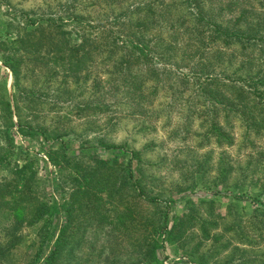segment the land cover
Returning <instances> with one entry per match:
<instances>
[{
  "label": "rangeland",
  "instance_id": "1",
  "mask_svg": "<svg viewBox=\"0 0 264 264\" xmlns=\"http://www.w3.org/2000/svg\"><path fill=\"white\" fill-rule=\"evenodd\" d=\"M162 1L171 6L174 14L192 16L186 11L189 5L186 8L184 0ZM200 1L202 10L219 14L217 20L222 24L238 13V5L230 0ZM241 3L249 12L256 13L254 17L264 15V0ZM74 4V0H0V187L3 181L15 176L17 166L32 162L35 177L30 181L31 195L38 203L42 200L55 207L49 215L33 223L21 221L19 225L3 221L0 210V264H40L51 253L55 255L50 264H136L153 240L162 244L156 250L160 264H195L183 256L177 243L167 242L163 226H169L173 216L185 212L190 200L202 198L213 201L218 220L215 232L222 234V243L229 241L232 245L208 263L223 264L224 254L234 257L232 248L239 246L233 239L235 229L249 235L252 228L247 218L255 207H264V116L258 114L256 102H250L241 106L249 115L247 121H241L237 117L241 111L229 109L232 101L226 99L224 105L230 115L225 117L223 110H214L217 103L202 104L204 97L198 90V84L216 72L234 78V68L227 58L235 46L227 48L214 42L224 50L221 62L227 67L222 71L221 65L216 67L211 62L204 69L202 65L197 71L191 69L194 57L211 59L214 44L202 48L203 54H194L192 49L184 52L182 41H178L177 48L165 52V59L148 51L147 56L143 55L133 65V68L135 64L144 66L135 79L144 85L156 80L158 91L147 89L141 99L132 86L119 81V73H112L115 80L110 78L112 67L103 59L100 48L87 67L70 72L49 59L51 54L39 59L32 52L26 53L20 43L13 42L18 34L30 31L31 26L25 23L29 19H36L34 27L44 25L41 28L48 31L53 23L44 20L45 10L56 18L70 7L76 9ZM119 5L89 6L83 21L64 19V28L72 31L76 43L83 39L78 31L89 32L88 45L91 37L99 36L98 32L104 28L119 30L120 21L112 17L98 22L104 18L100 10L105 8L113 16V12L120 11ZM87 10L81 12L87 14ZM39 34L23 36L33 41ZM99 37L96 40L100 42ZM8 50L15 53L14 57L21 54L23 58L18 83L4 63ZM72 71L79 81L89 72L86 89H74ZM206 71L213 73L205 75ZM51 73L56 75L50 78ZM63 74L68 77L62 84ZM91 79L100 84L96 96L92 95ZM115 82L119 88L110 87ZM215 87L211 86L212 91L220 89L224 96L233 98L231 90L224 92ZM97 97L110 106L106 110L90 107L77 111L83 101ZM9 110L13 125L6 127L3 119ZM20 120L21 128L17 127ZM216 126L222 127L226 135L218 138L215 133L206 139L207 132L211 133ZM54 130L58 134L62 130L67 132L56 139ZM114 146L125 151L115 154L111 151ZM62 151L69 159L63 158ZM50 154L58 164L51 161ZM77 164L92 175V187L66 220L63 207L71 193V174ZM225 164L231 168L226 181L214 184L218 168ZM191 183L192 188L188 187ZM153 197L157 200L149 199ZM237 220L240 226L234 225ZM209 247L205 243L200 249L207 252ZM262 253L264 241L251 247L246 255Z\"/></svg>",
  "mask_w": 264,
  "mask_h": 264
},
{
  "label": "trees",
  "instance_id": "2",
  "mask_svg": "<svg viewBox=\"0 0 264 264\" xmlns=\"http://www.w3.org/2000/svg\"><path fill=\"white\" fill-rule=\"evenodd\" d=\"M74 1L76 2V4H74V7H77L76 9L70 7V9L61 14H57L58 16L55 15L56 18H51V14L49 13L52 12L45 10L47 16L44 20L53 23L51 30L45 31L41 28L44 25L34 27L33 24L36 19L31 18L25 22L26 26H31L30 31L25 30L22 34H18L13 42L20 43L22 49L26 53L32 52L35 54L36 58L39 59H43L47 57L46 55L51 54L52 56H50L49 59H52L60 66L68 68L70 72L71 70L77 72L87 67L91 57H95L94 55L98 53L95 51L100 48L102 50L101 52H104L103 59H106L111 64L112 71L109 72L110 78L115 80L112 73H115V75L119 73V81L123 84L126 83L132 86L133 92L135 91L134 93L141 99H143V93L147 89H149V91L151 90V92L158 91V88H156L158 82L156 80H153V83L144 85V83L137 82L135 79L138 73L144 71L142 68L144 66H142V64H135L136 67L133 68V65L137 60H141L143 55L147 56L146 53L148 51L159 53V55L165 59L167 56L165 52L177 48L179 44L178 41H182L184 52H189L192 49L194 54H203L201 52L202 48L212 47L214 42H219L227 48L235 46L232 52L228 54L229 58H227L229 59L227 61L231 65L230 67L233 66L234 68L232 72L234 78L224 74V72H216V75L210 77L208 74L213 72H204L205 75L207 74L208 76L198 84V90L202 92L204 97L202 104L207 101L217 103L218 106L213 107L214 110H223V115L228 117L230 112L226 110L224 101L229 99L232 101L228 106L229 109L234 110V112L240 110L241 112L237 117H239L241 121H247L249 115L241 106L244 107L250 102H256L259 109L258 114L264 116V15L254 17L256 13L253 11L249 12L247 8L244 7L245 4L241 3L244 0H230L235 2L236 6L238 5V13L227 21V24L218 22L217 18L219 14L213 15L208 11L202 10V2L200 0H197V2H193V0H184L183 4L185 7L187 8V3L189 5L186 11L189 10L190 13H192L190 18H184L182 13L174 14L170 11L171 6L164 3L162 0ZM116 4H120L118 6L120 11L113 12V16H110L111 12L108 14L104 8V10H100L99 12L104 18L99 19L98 22L105 21L109 17H112L120 21L119 24L121 27L119 30H111V32L105 31L104 28L102 31L98 32L100 37L97 35L91 37L92 41L88 45L87 39H89L91 35L89 32L85 33L83 31L81 32V30L78 31L80 37L83 39L82 42L76 43V39L72 37V31L64 28V19L78 20L79 22L83 21L89 13L87 10L89 6L97 5L103 7V5ZM81 10H87V14L82 13ZM63 16L66 18H63ZM101 26L105 25L103 24ZM38 30H40V32H37ZM34 33L40 34L39 37L33 41L23 36ZM98 37L100 40L102 39L100 42L96 40ZM154 38H160L161 41H154ZM164 43L167 44L163 46ZM212 48L213 50L209 56L211 59L206 57L207 59L204 61L202 55L194 57L196 60L191 62V69L193 68L197 71L198 66L201 65L204 69V65L209 62L216 67H220L219 65H221L222 68H219L221 71L226 69L227 66L221 62V56L224 53L223 48L215 46V44ZM236 50L238 52H235V54L234 51ZM14 54V52L12 53L8 50L4 63L11 69L18 83V68L20 63L23 62V58L21 54H19L18 57H14ZM46 60H48V58H46ZM55 75L56 73H51L50 78H53ZM88 75L89 72L85 74L84 80L79 81V76H76V73H74L72 80L75 82V90L87 88L86 82L88 81L87 78H89ZM217 75L230 77V80ZM67 77V74L62 75V84L65 83ZM238 81L245 84L239 86L237 84ZM182 83L185 84L186 82ZM211 86H216V89L220 87L224 92L225 90H231L233 98L224 96L220 89L215 90V92L212 91ZM110 87L119 88L120 86L115 82L114 85L111 84ZM90 88H92V95L96 96L100 91L99 81L97 82L95 79H91ZM117 91H119V89ZM100 100L101 99L98 97L89 100L86 99L77 106V111H85L90 107L93 109L97 108L98 110L104 108L106 110L110 104L101 102ZM262 103L263 106L260 105ZM8 105L7 103V106ZM4 115H6V113ZM5 117L6 119H3L5 126H12L13 122L10 110L8 111V116L6 115ZM202 121H204V119ZM22 125L20 120L17 127L19 126V128H21ZM214 131L211 130V133L207 132L206 139L211 138L215 133L218 138L226 135L222 127L216 126ZM57 132L58 131L54 130V137L60 139L67 131L62 130V132H59L60 134ZM111 151L115 154H121L125 150L121 146H114L111 148ZM61 155L64 159H69L64 154V151L61 152ZM49 156L53 163L58 164L57 160H53L51 154ZM3 162L6 164L8 163L7 161ZM31 164L32 162H25L17 166L14 172L15 176L3 181V185L0 187V210L4 217L3 221L8 223L13 221L16 225H19L21 221L33 223L34 220H39L46 214L49 215L51 213L50 211L55 209V207L50 206L46 201L39 200L38 203L35 196L31 195L32 186L30 181L35 177V171L31 169ZM230 171L231 168L227 167L226 164L220 166L217 171L218 176L216 175L214 177L213 183L218 185L223 184ZM71 176L73 177V186H71V193L69 197L66 198L67 200H65V206L63 207L66 212V220L69 219L71 210L75 205H77V207L80 206L79 201L81 197L92 187V185H90L92 175L86 172L80 164L75 166ZM191 185L194 184L191 183L188 187ZM192 187L193 186L190 188ZM149 199L151 201L157 200L156 197ZM257 216H260V218L256 219ZM262 218H264V207H255L251 216L247 218L248 224L251 225L252 232H249V235H247L248 232L242 233L238 228L235 229L233 239H235L236 243H239V246H234L232 248L235 254L234 257L229 255L228 258V254H224L226 260L223 264H247L248 262H254L256 260L258 264H264V253L259 256L246 255V252L250 251L251 247L264 241V221ZM217 221L214 215L212 200H205L203 198L196 200L192 199L187 205L186 211L180 215L173 216L169 226H163V231L166 235L167 242L177 243L183 256H186L191 262L195 264H208L214 261L219 254L226 253L232 246L229 241L221 242L222 234L215 232V228L218 225ZM234 225L240 226L239 220H237ZM193 240H195V242H193ZM205 243L210 244L207 252H203L200 249ZM159 246H162V244H160L158 240H153L136 264H160L156 252ZM54 255V253H51L48 260L40 264H50ZM247 258L249 260H247ZM232 261H234V263Z\"/></svg>",
  "mask_w": 264,
  "mask_h": 264
}]
</instances>
